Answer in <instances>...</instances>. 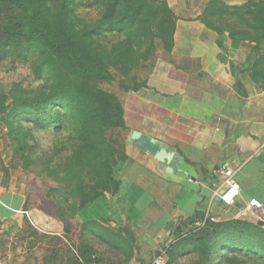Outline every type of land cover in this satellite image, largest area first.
Segmentation results:
<instances>
[{
	"label": "crops",
	"instance_id": "0c3cea01",
	"mask_svg": "<svg viewBox=\"0 0 264 264\" xmlns=\"http://www.w3.org/2000/svg\"><path fill=\"white\" fill-rule=\"evenodd\" d=\"M169 1L190 18L177 22L172 55L158 61L147 86L125 92L134 99L122 102L128 159L113 172L118 192L64 222L24 210L20 189L2 191L0 182V222L20 224L26 214L33 228L59 237L43 249H64L62 264H89L91 256L99 264H140L165 254L178 227L183 236L207 214L254 222L243 209L247 199L264 206V40L226 35L221 43L215 26L200 19L208 0ZM227 166L241 190L232 206L214 196Z\"/></svg>",
	"mask_w": 264,
	"mask_h": 264
},
{
	"label": "trees",
	"instance_id": "16d2710c",
	"mask_svg": "<svg viewBox=\"0 0 264 264\" xmlns=\"http://www.w3.org/2000/svg\"><path fill=\"white\" fill-rule=\"evenodd\" d=\"M84 1L102 6V14L89 22L78 17L75 7ZM154 2L157 0H0V61L16 55L28 63L30 52L36 50L32 80L27 85L21 80L12 82L9 97L0 98V122L8 128L13 157L25 166L40 165L58 183L47 195L54 198L62 221L67 213L75 215L99 197L118 192L120 181L113 175L114 167L128 159L124 107L103 85L114 81L124 92H137L147 83L135 78L115 81L111 66L126 74L130 66L124 56L132 47L128 43L110 56L99 41L112 33L130 38L133 31L139 40L149 28L144 31L136 26L144 22L145 9ZM161 2L162 19L154 37L171 51L175 15L166 0ZM263 5V0L246 3L247 15L259 22L261 30ZM205 16L203 13L200 19L207 22ZM137 59L130 61L136 64ZM45 130L54 136L65 134L66 145L53 155L51 151L33 155L29 140L34 139L35 131ZM176 230L169 255L189 249L214 262L213 252L221 251L224 258L231 255L264 264V225L260 221H207L196 238L182 237L180 227Z\"/></svg>",
	"mask_w": 264,
	"mask_h": 264
},
{
	"label": "rangeland",
	"instance_id": "374dc122",
	"mask_svg": "<svg viewBox=\"0 0 264 264\" xmlns=\"http://www.w3.org/2000/svg\"><path fill=\"white\" fill-rule=\"evenodd\" d=\"M185 1L186 0H180L182 3ZM208 1L205 18L207 23H212L213 26H215V32L218 36H220V40L218 41H221L222 43L224 38H226V35H228L232 40L233 38H238L248 42H259L260 40H264V30L260 29L259 22L252 20L247 15L246 3L250 2V0H235L236 2H233L231 5H226L222 0ZM166 2L168 3L169 8L174 12L172 3L169 0H166ZM161 3V0H157V2H154L151 6H149V8L147 7L145 9L143 15L145 20L144 22L139 23L136 27H139L138 29L143 28L144 31L146 28H149V31L143 34L139 40H137L135 36V31L131 32L132 29H129L131 32L130 38H127L128 35L124 36L119 33H112L99 41L101 45L100 47L107 48L110 52V56L114 53H119L120 49L124 50L129 45L132 47V50L124 56V62H126V65L130 66V70L126 74L124 72H120V68H118V66H111V72L115 77V81L120 79L127 81L135 78L138 82L147 83L148 79L151 78L150 75H152L158 61H161L162 63L165 60H169L170 55H172L173 48L171 51H167L162 47V41L159 38L154 37L156 34V26L162 19V14L159 13V10L162 8ZM252 3L256 4L257 2L256 0H253ZM176 5L177 4H175V6ZM75 9L78 17L87 22L100 16L103 11L102 6L93 5V2L89 1H84L81 5H76ZM174 15L175 18L173 20L175 28L179 20L186 21L187 18H190V15L186 12H179L177 14L174 12ZM174 34L175 29L173 38ZM138 43L142 44L137 45ZM152 43L155 45L157 44V46H150ZM135 47H137V49H135ZM144 53L147 55L146 58L137 59L139 55H143ZM35 55L36 50L30 52L31 60L28 63L23 62V60L17 58L16 55L8 56L0 61V98L9 97L7 91L10 89L12 82L21 80L24 85H27L29 81L32 80V61ZM128 57L130 58L127 60ZM132 57L133 59H137L136 64H132V61H130ZM183 63V65H187L186 61H183ZM121 64L123 63H119V65ZM36 85L37 84H34V86ZM103 87L114 93L121 100V102L131 101L134 99V95L126 94L117 85V82L113 81L106 83ZM29 143L33 148V155H39L42 151H46L47 153L51 151L53 155L55 150H63L62 147L66 145V135L58 133L54 136L49 130L35 131L34 139L31 138ZM119 163L121 162H118V164ZM22 165L24 164L20 163L13 157V147L8 133V128H6L4 122L1 121L0 182L2 189H0L2 191L13 190L14 188L20 189L26 199L25 210L36 207L40 209L38 213L46 214L47 216L59 219V212L54 207V198L48 197L47 195L50 188L56 187L58 183L52 176L48 175V171H42L40 165ZM239 202L241 203L240 205L243 206L242 201L239 200ZM241 206L234 208H236L235 210L237 211L241 208ZM75 215L71 216L70 213H67V217L64 221L73 220ZM250 216L252 215L247 217L251 219V221H260L264 225V212L260 213L259 217ZM1 224H3V228L0 227V264L63 263V251L66 253L64 249H43L44 247L59 245V237L56 235H48L43 232L41 233L37 229L33 228L30 220L27 219L26 214H24L20 224L10 221L0 222V226ZM65 227L67 228L68 226ZM203 227H201V221L196 222L193 228L184 229V231H182V237L196 238L199 236ZM27 237H31V240L29 241ZM176 238L177 235L175 234L171 239L172 244L168 248V251L164 254L163 264H261L256 261L244 260L241 257L231 255H226L224 258V256L221 257V251L213 252L214 257L216 258V261L214 262H212V260L206 255L199 252H192L189 249H180L177 254L175 253L173 255H169L168 252L171 251V246L176 241ZM27 248L30 249L28 250ZM65 257L68 258L70 256L66 254ZM65 260L66 258H64V261ZM69 261L65 262L71 264Z\"/></svg>",
	"mask_w": 264,
	"mask_h": 264
},
{
	"label": "built area",
	"instance_id": "2783aa9c",
	"mask_svg": "<svg viewBox=\"0 0 264 264\" xmlns=\"http://www.w3.org/2000/svg\"><path fill=\"white\" fill-rule=\"evenodd\" d=\"M262 148L264 149V143L262 144ZM225 176L224 184L218 187L214 191V196L218 198V200L224 205H235L238 203V199L241 196V190L238 182L234 179V175L236 173V169L231 166H227L222 172ZM244 212L252 216H258L260 213L264 212L263 204L257 200L256 198H248L244 207ZM218 219L209 216H205L201 221V227L205 226L207 221L215 222ZM164 253L161 252L158 256L151 260H144L140 264H163ZM89 264H99L95 256H91V261Z\"/></svg>",
	"mask_w": 264,
	"mask_h": 264
}]
</instances>
